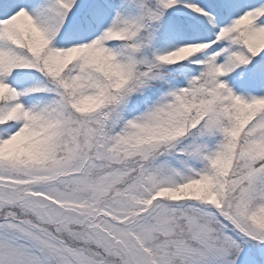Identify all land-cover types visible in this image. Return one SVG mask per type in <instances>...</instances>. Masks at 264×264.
Listing matches in <instances>:
<instances>
[{"label":"snow or ice","instance_id":"1","mask_svg":"<svg viewBox=\"0 0 264 264\" xmlns=\"http://www.w3.org/2000/svg\"><path fill=\"white\" fill-rule=\"evenodd\" d=\"M0 264H264V0H0Z\"/></svg>","mask_w":264,"mask_h":264}]
</instances>
